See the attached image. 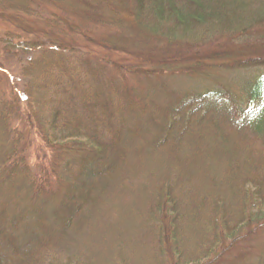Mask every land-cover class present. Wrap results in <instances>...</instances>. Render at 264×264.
<instances>
[{
  "label": "trees",
  "instance_id": "obj_1",
  "mask_svg": "<svg viewBox=\"0 0 264 264\" xmlns=\"http://www.w3.org/2000/svg\"><path fill=\"white\" fill-rule=\"evenodd\" d=\"M251 64L264 0H0V264L226 252L264 206V73L174 81Z\"/></svg>",
  "mask_w": 264,
  "mask_h": 264
},
{
  "label": "rangeland",
  "instance_id": "obj_2",
  "mask_svg": "<svg viewBox=\"0 0 264 264\" xmlns=\"http://www.w3.org/2000/svg\"><path fill=\"white\" fill-rule=\"evenodd\" d=\"M259 49V48H257ZM247 60L239 61L244 64ZM237 63V64H238ZM220 67V66H219ZM217 67L211 71V76L207 80L195 79L189 77H176L174 84L183 93H193L212 88L214 86L228 87L231 91L240 95V87L247 81L251 80L255 73H264V65L251 64L241 69L226 71ZM203 80V81H202ZM40 143H35V151L38 153ZM35 152L32 150V162H35ZM34 155V158H33ZM30 161V162H31ZM261 211H256L258 219L254 222L253 227H248L241 231L240 237L232 244L226 252H219V247L216 252L219 256H211L212 259H207L199 264H264V206L260 207ZM251 229V230H250Z\"/></svg>",
  "mask_w": 264,
  "mask_h": 264
}]
</instances>
